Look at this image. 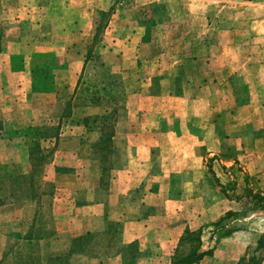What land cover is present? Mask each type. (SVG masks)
Returning a JSON list of instances; mask_svg holds the SVG:
<instances>
[{"label":"rangeland","instance_id":"374dc122","mask_svg":"<svg viewBox=\"0 0 264 264\" xmlns=\"http://www.w3.org/2000/svg\"><path fill=\"white\" fill-rule=\"evenodd\" d=\"M257 3L264 4V0H0V88L6 60L11 57L18 68L21 57H26L33 70L34 90L48 88L54 95L48 99L52 105L47 112L51 122L22 131L29 132L33 142L45 135L57 138L65 131L73 132L69 136H100L97 143L88 141L79 150L74 149L72 155L64 156L63 161L84 169L99 160L101 186L106 189L111 184V170L129 154L126 137L138 130L129 123L151 119L142 120L139 113L129 112L128 96L151 82L153 89L161 86L166 90L164 97L159 98V109L164 115L171 118L175 106L187 113L186 119L193 118V111L204 113L202 105L168 96L178 92L175 82L185 81L175 80L172 61L182 59L179 68L188 71L202 66L191 64L199 55L219 56L224 51V56L238 61L256 56L250 20L257 13L253 11ZM101 9L111 14L95 39V20ZM236 43L243 47L223 48ZM187 75L196 78L195 73H187V80ZM231 75L227 80L238 82L239 78ZM238 94L239 100L247 99L244 90ZM34 101L41 102L40 98ZM9 113L0 112V124L16 115L14 111ZM227 119L232 120L233 116L228 113ZM228 131L225 144L217 153L209 155L204 150L200 154L204 159L191 170L193 174L188 169L182 171L190 159L187 148L180 153L185 155L183 161L169 148L163 153L164 172L172 174L147 177L144 184L160 190L159 202L172 197L179 202L173 211L180 217L178 221L187 225L185 230L202 231V250L208 253L195 264H264V248H258V240L264 235V210L253 209L246 196L247 188L264 192V170L248 171L249 153L238 149L231 136L239 128L228 127ZM39 143L46 151L38 165L42 175L37 185L53 189L55 183L45 178V169L59 146ZM0 166H6L9 172L18 171L15 165ZM83 178L84 184L93 180L91 176ZM11 180L0 176V201L13 189L15 181ZM155 200L156 196L149 202ZM161 211H166L161 205L141 208L144 216ZM229 211L233 214L227 216ZM110 227L115 233V223ZM93 237L87 235L84 241L77 242L68 256L86 252L84 242ZM182 250L179 239L171 259Z\"/></svg>","mask_w":264,"mask_h":264},{"label":"crops","instance_id":"0c3cea01","mask_svg":"<svg viewBox=\"0 0 264 264\" xmlns=\"http://www.w3.org/2000/svg\"><path fill=\"white\" fill-rule=\"evenodd\" d=\"M254 5L253 11L257 13L250 20V30L256 56L238 61L224 56V51L219 56L199 55L191 64L202 66L188 71L179 68L182 59L172 61L175 80L185 81L175 82L178 92L168 96L202 105L204 113L193 111V118L186 119L187 113H181L175 106L171 118L164 115L159 109V98L164 97L166 90L161 86L153 89L151 82L145 85L147 88L128 96L129 112L139 113L142 120L151 119L129 123L138 130L126 137L129 154L121 165L111 170L108 188L101 186L103 172L99 160L84 169L68 166L63 161L64 156L72 155L74 149L79 150L88 141L97 143L100 136H69L73 135L70 131L61 132L57 138L43 136L39 141L43 146H59L45 169V178L53 180L54 188L47 190L37 185V196L28 194L0 204V264H73L74 258L76 264H171L172 252L187 225H182L178 221L180 217L174 214L178 201L172 197L159 202L160 190L144 184L147 177L172 174V171L164 172V152L171 148L183 161L185 155L180 153L187 148L190 159L182 171L188 169L193 174L191 170L204 159L200 154L204 150L209 155L217 153L225 144L228 127H235L239 131L231 136L238 149L249 153L248 171L264 170V131L261 130L264 129V56H261L264 54V4ZM227 47L240 50L243 45L236 43L223 48ZM6 63L1 74L0 110L10 115L14 111L16 115L0 124V163L15 165L17 175L29 174L32 171L30 146L35 141L29 132L22 130L51 122L47 112L52 110V105L48 99L53 98L54 92L34 90L33 70L26 57H21L18 68L11 57ZM187 73H195L196 78L190 79L187 75V80ZM231 74L239 78L238 82L232 84L227 80ZM238 90L245 91L246 100L237 98ZM36 98L41 102L35 103ZM228 113L233 116L232 120L227 119ZM8 129L14 132L9 134ZM161 153H164L162 157ZM4 174L0 168V175ZM84 176L93 177L92 182L84 184L81 181ZM154 196L156 200L149 202ZM146 205H161L166 211L144 216L141 208ZM113 223L116 227L112 234L110 224ZM87 235L95 237L84 242L87 251L69 257L75 244Z\"/></svg>","mask_w":264,"mask_h":264},{"label":"trees","instance_id":"16d2710c","mask_svg":"<svg viewBox=\"0 0 264 264\" xmlns=\"http://www.w3.org/2000/svg\"><path fill=\"white\" fill-rule=\"evenodd\" d=\"M111 14V11L101 9L98 11V17L95 20L97 24V28L95 31V39L99 38L100 33L103 28V21ZM92 55V54H91ZM38 90V89H37ZM39 90H49L48 88L39 89ZM46 137H53V135H45ZM57 137V136H56ZM33 146L31 147V162L33 164V170L29 174H19L9 172L5 169L6 166H0L1 170L5 171L4 175L11 180L13 184V189L11 190L9 195H5L4 199L0 201V203H4L5 201L13 200V199H21L28 194H32V197H35L39 194V189L37 187L38 179H40L42 172L38 170V165L43 162V153L46 151L40 146L39 141H35L32 143ZM49 151V150H47ZM41 155V156H39ZM7 168V167H6ZM37 179V181H36ZM22 180V182H21ZM246 196L249 199V203L253 205V209H261L264 210V192L263 191H256L254 192L253 189L247 188L246 189ZM233 214V211H229L227 216ZM226 217V216H225ZM223 219V218H222ZM187 246H190L186 249ZM180 247L183 248L182 252L176 253L173 255L171 259V264H195L200 261L208 251L202 250V231H195L191 230L190 228L186 229L182 237L180 238ZM258 248H264V235L261 236L258 240ZM254 260V258H253Z\"/></svg>","mask_w":264,"mask_h":264}]
</instances>
